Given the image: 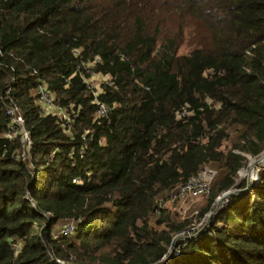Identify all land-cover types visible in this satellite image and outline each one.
Returning <instances> with one entry per match:
<instances>
[{
  "label": "trees",
  "instance_id": "16d2710c",
  "mask_svg": "<svg viewBox=\"0 0 264 264\" xmlns=\"http://www.w3.org/2000/svg\"><path fill=\"white\" fill-rule=\"evenodd\" d=\"M8 106L30 146L6 136ZM263 155L264 0H0V264H162L189 221L158 203L204 165V223L166 264H264V160L235 184Z\"/></svg>",
  "mask_w": 264,
  "mask_h": 264
},
{
  "label": "built area",
  "instance_id": "2783aa9c",
  "mask_svg": "<svg viewBox=\"0 0 264 264\" xmlns=\"http://www.w3.org/2000/svg\"><path fill=\"white\" fill-rule=\"evenodd\" d=\"M73 54L75 56H79L80 52H79V50L75 49V50H73ZM97 60H98V58L94 57V61H97ZM81 66H83L84 71L90 76L88 79H90L93 75H95V73L91 69L92 68L91 64L84 63V62H81L80 65L76 66V71H78L80 74H83V75L85 74V72L81 71V69H80ZM88 79L86 81L89 82ZM91 87L94 88L92 85H91ZM94 89H96V88H94ZM36 94L39 98V102H40L42 111L44 113L51 112V110L53 108L52 94L47 89V85L45 83H40L37 86ZM106 113H107V107L103 104H100L99 109H98V114L105 116ZM184 113H185V109H183V111L180 113V116L183 115ZM6 114L9 116V119H10L9 120L10 131L6 134V136L11 138L15 135V133L18 132L21 134V140L23 141L24 145L26 144V146H30L31 141H30V137H29V135H28V133L24 127V120L21 117V115H19L16 112V108L13 106H8L6 108ZM60 114L62 115V119L64 118L67 121H70L69 117L65 116L63 114V110H61V109H60ZM216 174H217L216 168L209 166V165H204L193 176H191L187 181L177 185L173 190H171V192L169 193V196H168V200L170 202H176L179 199L195 198V197H200V196H204V195L209 194L211 183H212L213 179L215 178ZM163 205H164V202L160 201L158 203L159 208H163ZM157 212H159V211H157ZM204 219L205 218H202V221ZM202 221H200L198 225L194 224L191 227L186 228V230H182L180 233L183 235L180 236V239H184V238H188V237L193 236V234L186 236V235H184V233L187 232V234H190V232H193L200 225H202V223H203ZM75 228H76V224L74 221H71V220L64 221L61 224L59 230L57 232H55L54 237L70 236L74 233ZM197 232L198 231H196V233ZM12 247L15 251L18 250V244L17 243H13ZM180 250H181V246L174 247L173 254L177 255L180 252Z\"/></svg>",
  "mask_w": 264,
  "mask_h": 264
},
{
  "label": "rangeland",
  "instance_id": "374dc122",
  "mask_svg": "<svg viewBox=\"0 0 264 264\" xmlns=\"http://www.w3.org/2000/svg\"><path fill=\"white\" fill-rule=\"evenodd\" d=\"M194 29H197L199 31V34L202 35V30L199 27H194L193 25H190L187 28V30L185 31L184 42L180 46V48L178 50V54H186V53H188L193 48V45H195L196 36L197 35L193 31ZM105 80L106 79L102 75H99V74L96 75L95 74V75H93L90 78V84L93 87H95L96 89H99V83L102 82V81H105ZM247 157H248V155H247ZM259 158L260 157H258V158L249 157L248 158V160H247L246 164L244 165V167L239 170L240 172L239 171L237 172V175L235 177V184H237L244 177H245L246 182H247L248 175L251 172V169L249 168L250 167L249 165L251 163H253L254 161L258 160ZM259 164H261V162H258L256 164H254L253 167H252V173H253L252 176H254V179L257 178V176H258L259 168L257 167V165H259ZM255 180H251L250 179V182H253ZM233 189H236V187L234 185L229 190H233ZM219 196H221V195H219ZM207 197H208V194L204 195V196H200V197H195V198L179 199L176 202H170L168 200V198L164 200L163 207L165 208V212L168 213V215L173 220H176L178 222L179 221H183V220L187 221V222L189 221V223L186 225V227L181 229V230H179V231H177L176 233H174L173 237H177V239H180V236L183 235V234L180 233L182 230H186V228H189V227H191L194 224L198 225L199 222L202 221V218L198 219L197 215H198V211L201 208L206 206ZM217 197H216V199H217ZM226 199L222 200L220 205L224 201H226ZM215 206L216 205H215V202H214V208H215ZM204 220L202 221L203 223H204ZM206 220H207V216H206ZM57 229H58V226L56 227V230ZM196 231H194L193 233L190 232V234H187V232H185L184 235L187 236V235L193 234V236H194Z\"/></svg>",
  "mask_w": 264,
  "mask_h": 264
},
{
  "label": "water",
  "instance_id": "95a60500",
  "mask_svg": "<svg viewBox=\"0 0 264 264\" xmlns=\"http://www.w3.org/2000/svg\"><path fill=\"white\" fill-rule=\"evenodd\" d=\"M264 160V155L261 156L258 160L254 161L253 163H251L249 166L250 168L253 167L254 164L258 163V162H262ZM250 174L248 175V178H247V186H246V190L249 188L251 182H250ZM255 179H258V176L257 178ZM254 179V180H255ZM242 190H238V189H233V190H227L225 191L221 196H218L216 201H215V208L213 210V212H215L218 208H219V205L220 203L222 202V200L228 198L230 195L234 194V193H237V192H241ZM211 212V213H213ZM211 215V214H210ZM210 217V216H209ZM208 217V219H209ZM175 240H177V237H173L172 241H171V244L169 246V250H168V253L167 255L164 257V261L162 264H166L172 257V254H173V251H174V242Z\"/></svg>",
  "mask_w": 264,
  "mask_h": 264
},
{
  "label": "bare ground",
  "instance_id": "6f19581e",
  "mask_svg": "<svg viewBox=\"0 0 264 264\" xmlns=\"http://www.w3.org/2000/svg\"><path fill=\"white\" fill-rule=\"evenodd\" d=\"M249 168H250V167H249ZM250 169H251V172L249 171V172H250V178H251V180H254V176H252V175H253V173H252V168H250ZM248 174H249V173H248ZM248 174H247V175H248Z\"/></svg>",
  "mask_w": 264,
  "mask_h": 264
}]
</instances>
